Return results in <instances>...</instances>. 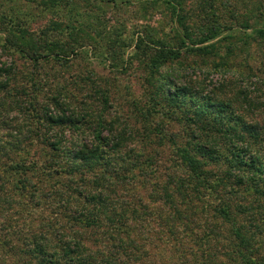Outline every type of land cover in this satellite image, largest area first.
I'll return each instance as SVG.
<instances>
[{
  "label": "trees",
  "instance_id": "obj_1",
  "mask_svg": "<svg viewBox=\"0 0 264 264\" xmlns=\"http://www.w3.org/2000/svg\"><path fill=\"white\" fill-rule=\"evenodd\" d=\"M167 1L172 3L173 16L183 33L177 48L162 41L150 46L146 38L137 39L135 50L141 56L149 55L145 65L151 81L158 82L156 89L151 87L146 109L140 107L139 113L145 128H153L163 145L172 139H167L159 123L152 124V113L181 116L191 124V139L199 142L185 147L174 143L178 146L172 167L157 176L151 157L143 160L140 153L135 155L128 148L125 155L126 137L107 133L113 124L106 117V103L93 109L57 93L50 101L38 103L40 95L35 92L26 100L35 111L30 128L37 144L42 145L23 149L19 158L0 150V196L6 193L1 200L10 201L7 191H2L7 181L12 182L11 194L20 198L46 192L42 201L58 204V213L72 227L66 231L60 226L27 237L23 251L28 259L12 254L16 264H150L151 247L158 250L160 244L171 247L170 264L203 263L197 249L225 240H229L231 250L226 255L230 260L264 264V248L258 245L264 238V128L227 102L216 103L213 94L194 87L184 89L172 75L160 72L181 55V48H192L182 15L186 0ZM248 1L258 4V16L264 18V0ZM256 32L264 37V28ZM215 34L200 41L211 40ZM23 43L12 41L10 45L25 51ZM29 50L28 56L35 61L44 57L32 46ZM60 54L52 49L51 55ZM8 73L0 67V89L8 88ZM8 96L0 99V118L9 116L14 108ZM215 104L219 107L211 111ZM231 112L234 117L225 115ZM191 148L197 152H190ZM145 189L149 190L147 204L137 195ZM196 218L201 224L194 234ZM187 238L191 240L189 259ZM1 246L10 248L8 241ZM203 256L217 260L216 254Z\"/></svg>",
  "mask_w": 264,
  "mask_h": 264
},
{
  "label": "rangeland",
  "instance_id": "obj_2",
  "mask_svg": "<svg viewBox=\"0 0 264 264\" xmlns=\"http://www.w3.org/2000/svg\"><path fill=\"white\" fill-rule=\"evenodd\" d=\"M257 5L248 0H186L182 15L191 33L188 43L192 48H181V55L162 66L160 72L172 75L184 89L194 87L213 94L216 103L227 102L241 116L264 128V37L256 34L264 28V18H259ZM173 11L167 0H0V67L9 70L10 77L8 88L0 89V99L9 94L7 100L14 105L9 116L2 114L0 118V150L19 158L23 149L34 150L42 145L37 144L35 131L30 128L35 111L26 99L38 92L37 102L46 103L57 93L93 109L106 103V117L113 124L112 128L107 127V133H122L127 143L124 154L128 148L135 155L140 153L143 160L151 157L157 176L164 175L172 167L179 144L193 146L199 141L194 143L191 124L179 115L149 116L152 124L159 123L167 139H172L169 145L161 144L153 128H145L139 108L146 109L151 87L156 89L158 82L151 81L145 65L149 55L141 56L135 43L144 37L150 46L162 41L177 48L183 31ZM213 32L214 38L200 41ZM12 41H23L25 51L15 50L10 45ZM31 46L44 57L39 61L30 58ZM52 49L62 57L51 55ZM218 107L215 104L210 109L216 111ZM225 115L234 117L233 112ZM189 151L197 152L195 148ZM3 188L10 201L3 202L1 197L6 193L1 194L0 264H16L14 256L28 259L23 243L33 234L55 231L60 226L66 231L71 229L58 213V204L42 201L46 192L20 198L11 194L12 182L7 181ZM148 191L137 193L143 204L150 201ZM200 224L196 218L194 234ZM7 241L10 248L4 249L1 242ZM189 244L191 240L187 238V258L191 252ZM258 245L264 248V238L259 239ZM170 249L163 244L158 250L151 247L150 264H170ZM229 250V240L222 244L212 242L197 249L203 263L192 264H237L227 257ZM204 253L216 254L217 260L203 256Z\"/></svg>",
  "mask_w": 264,
  "mask_h": 264
}]
</instances>
